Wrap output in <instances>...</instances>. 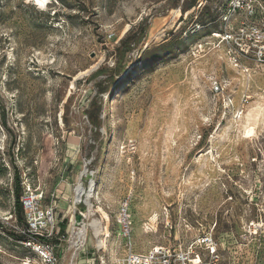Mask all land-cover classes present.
I'll return each instance as SVG.
<instances>
[{
    "label": "rangeland",
    "instance_id": "obj_1",
    "mask_svg": "<svg viewBox=\"0 0 264 264\" xmlns=\"http://www.w3.org/2000/svg\"><path fill=\"white\" fill-rule=\"evenodd\" d=\"M17 176L56 207L70 259L76 212L91 250L101 206L100 264L204 231L219 264H263L244 236L264 192V0H0V264L32 256Z\"/></svg>",
    "mask_w": 264,
    "mask_h": 264
},
{
    "label": "built area",
    "instance_id": "obj_2",
    "mask_svg": "<svg viewBox=\"0 0 264 264\" xmlns=\"http://www.w3.org/2000/svg\"><path fill=\"white\" fill-rule=\"evenodd\" d=\"M214 88L216 91L220 90L219 84H216ZM42 198L43 196L35 193L31 187L21 197L27 227L21 230L24 237L19 239V242L32 254L27 257L25 264H58L59 256L55 250V244L51 240L56 236H60L62 239L66 238V235H61L57 229L56 207L52 205L43 207ZM256 205L258 215L247 223V232L244 236L246 239L258 236L264 238V192ZM119 222L123 225L124 236H130L131 215L127 206L123 209ZM72 226L70 264H78V255L88 240V234L84 235L81 231V228L86 226L85 218L83 217L81 222H77L75 219ZM128 243L130 247L126 254L117 258L114 264H219L221 261V244L210 231L201 232L187 243H182L178 238L175 242L156 245L146 252H137L133 249L132 242ZM104 246V244L97 243L96 250L104 251ZM101 261V264H107L105 260Z\"/></svg>",
    "mask_w": 264,
    "mask_h": 264
},
{
    "label": "bare ground",
    "instance_id": "obj_3",
    "mask_svg": "<svg viewBox=\"0 0 264 264\" xmlns=\"http://www.w3.org/2000/svg\"><path fill=\"white\" fill-rule=\"evenodd\" d=\"M222 35V34H221ZM91 170L87 167H84L82 171L79 174L78 182L75 187L74 191V204L79 203L83 198H86V202L88 204V214L94 212V204L92 201V198L94 197V191H95V181L94 179H91L89 189L84 185L83 180L85 178H92V177H86L88 174L93 173L90 172ZM74 207V206H73ZM98 211L101 213V217L94 218L90 226L94 229L95 236L98 238L97 242L99 245L104 244V239H102L100 236L106 234V237L111 236V232L109 229V221L110 216L108 212L103 208L99 207ZM97 211V212H98ZM105 221H108L105 225ZM107 226L106 229H104ZM81 231L86 235L88 233L87 227H82ZM91 236V235H90ZM178 239V238H177Z\"/></svg>",
    "mask_w": 264,
    "mask_h": 264
},
{
    "label": "crops",
    "instance_id": "obj_4",
    "mask_svg": "<svg viewBox=\"0 0 264 264\" xmlns=\"http://www.w3.org/2000/svg\"><path fill=\"white\" fill-rule=\"evenodd\" d=\"M61 221L63 220L59 219V222ZM58 231L61 235L65 234V233H61L60 228ZM54 240L56 241L55 250L59 256L58 264H70L71 263V259H70L71 252L68 251V248L66 249V244L64 243L65 239L60 238V236H56ZM88 246H89V243L87 240L86 245L84 246V248L78 255L77 263L78 264H100V262L97 260L98 251L96 250L95 247L90 250Z\"/></svg>",
    "mask_w": 264,
    "mask_h": 264
},
{
    "label": "trees",
    "instance_id": "obj_5",
    "mask_svg": "<svg viewBox=\"0 0 264 264\" xmlns=\"http://www.w3.org/2000/svg\"><path fill=\"white\" fill-rule=\"evenodd\" d=\"M190 8V7H189ZM130 45L131 43L128 41V39H123V46L124 49L122 51L123 57L126 55V53L129 51L130 49ZM116 71V70H115ZM120 71V70H119ZM113 77V76H112ZM15 196H16V201H15V208H16V212L19 215V218L21 220H23V213H24V208L22 206V202H21V196H22V187H21V181L19 179V177L17 176L16 178V191H15ZM21 239V238H20Z\"/></svg>",
    "mask_w": 264,
    "mask_h": 264
},
{
    "label": "water",
    "instance_id": "obj_6",
    "mask_svg": "<svg viewBox=\"0 0 264 264\" xmlns=\"http://www.w3.org/2000/svg\"><path fill=\"white\" fill-rule=\"evenodd\" d=\"M92 176H93V174L90 173L86 177H92ZM75 218H76V221L77 222H81L82 221V218H83L82 212H76Z\"/></svg>",
    "mask_w": 264,
    "mask_h": 264
}]
</instances>
